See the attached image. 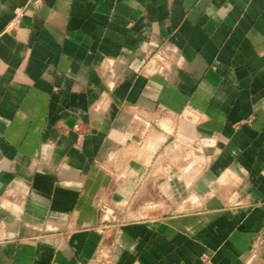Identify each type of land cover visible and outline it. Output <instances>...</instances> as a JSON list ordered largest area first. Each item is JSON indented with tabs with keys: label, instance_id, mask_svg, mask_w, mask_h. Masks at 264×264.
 Instances as JSON below:
<instances>
[{
	"label": "crops",
	"instance_id": "1",
	"mask_svg": "<svg viewBox=\"0 0 264 264\" xmlns=\"http://www.w3.org/2000/svg\"><path fill=\"white\" fill-rule=\"evenodd\" d=\"M264 264V0H0V264Z\"/></svg>",
	"mask_w": 264,
	"mask_h": 264
},
{
	"label": "built area",
	"instance_id": "2",
	"mask_svg": "<svg viewBox=\"0 0 264 264\" xmlns=\"http://www.w3.org/2000/svg\"><path fill=\"white\" fill-rule=\"evenodd\" d=\"M203 260H204V264H209V260L207 256H205ZM175 264H178V263H175Z\"/></svg>",
	"mask_w": 264,
	"mask_h": 264
}]
</instances>
